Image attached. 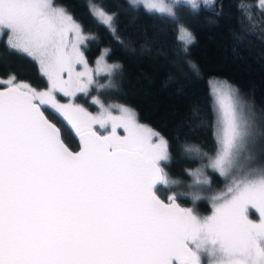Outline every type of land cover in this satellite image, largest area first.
<instances>
[{
    "label": "snow or ice",
    "instance_id": "obj_1",
    "mask_svg": "<svg viewBox=\"0 0 264 264\" xmlns=\"http://www.w3.org/2000/svg\"><path fill=\"white\" fill-rule=\"evenodd\" d=\"M178 2L129 0L173 20ZM185 2L198 8L197 0ZM89 10L115 33L114 13L92 4ZM3 35L10 50L38 63L49 88L37 91L10 77L0 90V264H202V257L208 264H264V164L249 151L257 132L234 89L223 82L213 86L215 154L185 145V151L207 157V167L230 177L226 190L211 198V215L200 216L181 207L175 195L167 203L157 195V185L178 183L161 167L169 160L168 142L139 124L133 110L105 107L94 98L100 113L92 115L56 101L57 91L75 96L92 86L111 87L121 67L105 63L103 56L94 69L88 65L80 46L94 38L85 36L65 9L53 0H0ZM176 38L185 51L194 41L183 25ZM101 75L109 85L97 84ZM42 105L67 119L80 138V151L69 150ZM109 123V135L93 128L107 130ZM118 127L127 135H118ZM191 175L197 184L208 183L201 179L202 169ZM198 198L193 194L194 201ZM250 210L258 220L250 218Z\"/></svg>",
    "mask_w": 264,
    "mask_h": 264
},
{
    "label": "trees",
    "instance_id": "obj_2",
    "mask_svg": "<svg viewBox=\"0 0 264 264\" xmlns=\"http://www.w3.org/2000/svg\"><path fill=\"white\" fill-rule=\"evenodd\" d=\"M91 1L115 14L114 34L93 18L90 0H53L94 38L83 46L88 63L107 48L108 61L121 66L111 78V87L91 93L97 92L104 102L133 108L141 124L168 142L169 160L162 165L168 178L182 184L170 188L161 185L157 194L164 200L175 195L184 208L209 212L211 198L226 190L230 177L211 169L207 184L185 186L190 182V170L208 161L205 156L185 151V145H197L202 153L215 154V102L208 79L219 77L249 106L257 132L249 151L257 163L264 164V8L258 0H212L210 5L197 0L198 8L193 10L185 0H179L175 5L178 19L173 20L148 13L141 5L133 7L128 0ZM179 25L194 36L187 51L176 38ZM4 41L5 35L0 37V80L15 77L16 83L46 88L47 78L37 62L10 50ZM101 79L109 85L107 76ZM77 98L88 109L93 108L88 96L80 94ZM42 109L58 126L67 146L76 150L75 131L56 111L45 106ZM240 164H246V158ZM193 194L199 197L195 201ZM252 216L256 218L253 212Z\"/></svg>",
    "mask_w": 264,
    "mask_h": 264
},
{
    "label": "rangeland",
    "instance_id": "obj_3",
    "mask_svg": "<svg viewBox=\"0 0 264 264\" xmlns=\"http://www.w3.org/2000/svg\"><path fill=\"white\" fill-rule=\"evenodd\" d=\"M128 1H129V0H128ZM257 3H258L262 8H264V0H258ZM90 4H92V5H94V6H98V7H100L98 3L96 4L95 2H93V1H91V0H90V2H89V5H90ZM54 5H55L56 7H60V8L65 9L63 6H61V5L57 4V3H54ZM140 5L143 7L142 4H140ZM143 8H144V7H143ZM65 10H66V9H65ZM66 11H67V10H66ZM67 13H68V11H67ZM108 13H109V12H108ZM68 14H70V13H68ZM112 27H113V29H114V23H113V26H112ZM83 34H84L85 36H88V37L91 36L89 33L87 34V33H84V32H83ZM6 39H7V36L5 35V40H6ZM86 41H87V40H86ZM86 41L80 46V50H81L82 52H83V46L85 45ZM107 52H108L107 48H103V49L99 52V55H98V56H97L92 62H89L88 65L94 69L95 66H96V61H97L101 56L104 57V62L107 63V64H116V63H118L117 61H110V62H109L108 59H107ZM84 58H85V56H84ZM85 60H86V58H85ZM37 65H38V63H37ZM38 68H39V65H38ZM76 70H77V71H81V70H82V66H81V65H77V66H76ZM101 76H106V75H101ZM101 76L96 77V79H97V84H98V85H105L106 81H103V80L101 79ZM44 77H45V76H44ZM45 78H46V77H45ZM64 78L67 79V74H66V73L64 74ZM0 81H3V82H0V85H5V84H7L6 82H7L8 80H0ZM208 81H209L210 92L212 93V96H213V101H214L213 86H214L215 84L220 83V82H223V83H226L227 85H229V86L233 89V87H232L230 84H228L226 81H224L223 79H221V78H219V77H218V78H217V77H210V78L208 79ZM48 88H49V84H48V86H47L46 88H43V89H36V90H37V91H46V90H48ZM93 89H96V90H97L96 86H92V87L89 89L88 93H77L75 96H65L62 92L57 91V92L54 93V96H55L56 101L59 102L60 104H63V105H68V104L79 105L80 107L84 108V109L87 110L89 113H91L92 115H98V114L100 113V107H99V105H97V104L94 102V98L99 99V100L105 105V107H109V106H111V105H122V104H120V103H116V102H112V103H111V102H104V101L102 100V98H100V97L98 96L97 92H93V93H91V91H92ZM97 91H98V90H97ZM235 93H236V91H235ZM80 94H83V95L89 97V100H88V101H89V104H92V105H93V108H92V109H88V108L86 107V105H85V102H83L82 100H78L77 96H79ZM236 96H237V98L239 99L240 103L244 106L245 114H246V115H249V116L253 119V115H251V111H249L250 109H249V106L247 105V103H246L245 101H243L241 98H239V96H238L237 93H236ZM214 102H215V101H214ZM44 106L47 107V108H50L51 110L56 111V112H57L59 115H61L62 118L68 123L67 119H66L61 113H59L56 109L52 108L50 105H42L41 107H44ZM123 106H125V107H127V108L133 110V111L136 113V111H135L133 108H131V107H129V106H126L125 104H123ZM111 111H112V114L115 115V116H119V115H120L119 110L116 109V108H112ZM215 113H216V106H215ZM136 119H137V122H138L139 124H141V123L139 122L137 116H136ZM216 121H217V113H216ZM254 124H255V122H254ZM68 125L70 126V128H71L72 130H74V129L72 128V126H71L69 123H68ZM141 125H143V124H141ZM144 126H146L147 128L151 129L153 132L158 133L157 131H154L152 128L148 127L147 125H144ZM93 128L96 129L97 131H99L102 135H103V134H104V135H109L110 132H111V125H110V123L107 125V130H105V129H101V128L99 127V125H93ZM74 131H75V130H74ZM117 134L120 135V136H125V135H127V133L124 131V129H123L122 127H118V128H117ZM158 134H159V133H158ZM159 136L162 137L160 134H159ZM163 138H164V137H163ZM155 140H156V137H153V141H155ZM164 140H166V139L164 138ZM246 155H247V154H246ZM244 159H245V157H242L241 160H240V163H242ZM162 163H165V162H161V167H162V168L164 169V171L166 172V169L164 168V166L162 165ZM208 163H209V161H206L205 163L201 164V166H199L198 168L191 169L190 172H189L190 182L187 183L185 186L197 185V183L194 182V181H195V177H193V176L191 175V173H192V172H195L197 169H202V170H203V177H202L201 179L206 178L207 181H208L209 177H208V173H207V171L212 169V168H210V167H207ZM212 170H214V169H212ZM214 171H215V170H214ZM216 172H217V171H216ZM217 173H218V172H217ZM218 174H219V173H218ZM219 175H220V174H219ZM220 176H221V175H220ZM223 177H224V176H223ZM169 180H175V181H178V183L175 184V185H169V186L164 185V186L167 187V188H170V186H180V185L182 184L181 181L176 180V179H173V178H169ZM200 184H201V183H200ZM200 184H198V185H200ZM170 196H171V195H170ZM210 209H211V210H210L209 212H206V213H203V214L198 213V212H196V213H197L198 215H200V216H208V215H211V213H212V202H210ZM252 212L255 213V210H250V218L253 219V220H258V219H259L258 214H255V215H256V218H254V217L252 216ZM202 263H203V264H205V263L208 264V259H207V257H202Z\"/></svg>",
    "mask_w": 264,
    "mask_h": 264
},
{
    "label": "water",
    "instance_id": "obj_4",
    "mask_svg": "<svg viewBox=\"0 0 264 264\" xmlns=\"http://www.w3.org/2000/svg\"><path fill=\"white\" fill-rule=\"evenodd\" d=\"M7 84H5V85H3V86H0V90H5L6 88H7ZM41 111H43L44 112V115H45V117L48 119V117L46 116V114H45V111L42 109V107H41ZM51 123H53V124H55L52 120H50V119H48ZM56 125V124H55ZM56 127L58 128V126L56 125ZM96 130V129H95ZM97 131V130H96ZM100 135H102L99 131H97ZM60 133H61V131H60ZM104 135V134H103ZM61 139H62V136H61ZM63 140V139H62ZM76 141H78V148L76 149V150H71L68 146H67V144L65 143V141H64V143H65V145L69 148V150L70 151H72V152H78V151H80V138H79V136L76 134ZM159 186H161V185H157V189L159 188ZM158 195V194H157ZM159 196V195H158ZM160 197V196H159ZM160 199H162L161 197H160ZM162 200H164V199H162ZM166 203L168 202V200H164ZM176 202L181 206V207H183V205L182 204H180L179 203V201L178 200H176Z\"/></svg>",
    "mask_w": 264,
    "mask_h": 264
}]
</instances>
